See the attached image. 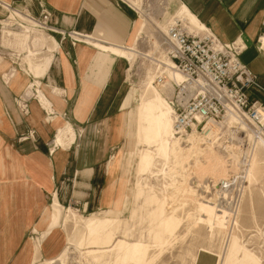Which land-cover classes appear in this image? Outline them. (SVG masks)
Instances as JSON below:
<instances>
[{"label":"rangeland","instance_id":"obj_1","mask_svg":"<svg viewBox=\"0 0 264 264\" xmlns=\"http://www.w3.org/2000/svg\"><path fill=\"white\" fill-rule=\"evenodd\" d=\"M120 1L133 7L136 22L143 20L144 25L133 48L117 51L135 57L128 77L124 71L120 94L123 97L129 90L130 94L116 121L120 136L112 150L119 162L120 219L111 217L109 228L95 235L98 242L92 243L93 238H84L79 230L93 218L111 215L113 208L50 205L43 216L48 229L31 234L36 243L34 260L39 259L42 241L35 238L46 237L55 227L62 253L54 259L40 254L34 264H195L198 254L206 264H264V138L257 139L261 134L252 123L235 115L204 121L203 130L197 128L194 134L188 129V134L173 135L168 101L175 83L163 84L169 77L162 66L168 57L169 25L176 20L189 23L178 0ZM11 9L0 5V54L7 57L13 72L21 71L29 79L27 96L23 95L28 98L44 87V82L37 84L40 78L35 71L49 53V47L40 49L35 38L43 36L55 44L46 30L13 18ZM49 34L56 38L54 32ZM159 117L166 122L160 132ZM53 118L57 123L65 121ZM210 123L214 129L206 131ZM74 128L81 137L93 135ZM58 136L62 143V132ZM55 210L59 218L53 221L50 215ZM110 235L113 240L108 243Z\"/></svg>","mask_w":264,"mask_h":264},{"label":"crops","instance_id":"obj_2","mask_svg":"<svg viewBox=\"0 0 264 264\" xmlns=\"http://www.w3.org/2000/svg\"><path fill=\"white\" fill-rule=\"evenodd\" d=\"M178 1L220 40L241 39L244 49L240 59L264 85V51L257 43L264 30V0ZM2 2L21 5L23 0H0L1 6ZM44 2L52 25L87 33L89 44H72L60 39L58 33L56 38L50 37L55 45L43 36L37 39L40 48L49 47L35 71L40 78L36 82H44L45 91L38 89L37 95L26 98V114L16 100L26 95L29 79L23 72L11 70L0 45V264H34L40 254L54 259L62 253L55 227L46 237L35 238L42 241L39 259L34 260L36 243L31 234L48 229L43 216L54 203L60 207L77 205L82 210L114 209L111 215L93 218L79 230L84 238L92 237V243L98 242L95 235L109 228L111 217L120 219L119 162L112 150L120 136L116 121L130 94V90L123 97L120 94L124 71L126 68L128 77L135 57L127 58L117 51L126 53L122 48L137 44L143 20L136 22L135 9L120 0ZM26 3L38 13L34 0ZM248 93L264 104L263 91L250 89ZM55 116L65 121L57 123L52 119ZM137 117L140 122V107ZM74 126L93 135L81 137ZM28 129L35 130L33 138L24 137ZM50 218L56 221L59 210ZM112 240L110 235L106 242ZM201 255L195 264H206Z\"/></svg>","mask_w":264,"mask_h":264},{"label":"built area","instance_id":"obj_3","mask_svg":"<svg viewBox=\"0 0 264 264\" xmlns=\"http://www.w3.org/2000/svg\"><path fill=\"white\" fill-rule=\"evenodd\" d=\"M39 8L34 14L26 0L21 5L6 3L8 7L24 11L37 27L60 35L72 44L86 41L87 33L72 28H61L50 23V12L44 0H34ZM168 58L183 76L175 83L170 104L173 108L175 133L188 129H202V122L215 121L228 110L238 117H245L255 129L264 134V104L251 99L248 90L264 92V85L247 64L241 61L244 49L241 39L220 40L212 31L196 33L189 30L180 20L168 27ZM259 41V40H258ZM23 113L28 112L27 100L19 96L16 100ZM34 129H28L24 137L33 138Z\"/></svg>","mask_w":264,"mask_h":264},{"label":"bare ground","instance_id":"obj_4","mask_svg":"<svg viewBox=\"0 0 264 264\" xmlns=\"http://www.w3.org/2000/svg\"><path fill=\"white\" fill-rule=\"evenodd\" d=\"M178 3L180 4V6H181V8H182V10H183V19L184 20H187L188 21V23H189V25H187V24H184V22L182 23V24H184L186 27H188V29L189 30H192V31H194V32H196V33H200V32H202V31H204V30H208L204 25H202L193 15H191L190 14V12L186 9V7L181 3V2H179L178 1ZM3 6H6V7H8V5H6V2H2L1 3ZM10 8V7H9ZM11 16L14 18V17H19V18H21L22 20H24V19H26V20H28L31 24H33L34 25V22L31 20V18H30V16H28L24 11L22 12V11H17V10H14V9H11ZM192 24V25H191ZM197 25V26H196ZM22 26H24L23 24H22ZM26 27H28V26H26ZM6 31V30H5ZM41 31V30H40ZM1 32H2V30H1ZM7 32H9V30H7ZM42 32H44L43 30H42ZM46 35H48L49 37H53V36H51V34H49V33H47V32H44ZM26 35V37H29V35H27V34H25ZM89 35H87V37H86V41L87 42H89V37H88ZM42 36H39L38 38H35V39H39V38H41ZM34 39V38H33ZM2 46V45H1ZM259 47L264 51V32H263V34L261 35V36H259ZM40 49H42V48H40ZM32 51H34L33 50V48H32ZM118 52H122V51H118ZM123 53V52H122ZM164 65L165 66H162V68H163V70L164 71H166V74L168 75V77H169V80H164V82H163V84H165V85H173V82L174 83H180L181 81H183L184 80V76L176 69V68H174L173 67V65H172V62L170 61V59L167 57V62L166 63H164ZM5 76H7V74H5ZM25 96H27V95H25ZM168 104H169V106H170V109H171V113L173 112V108H172V106H171V104L169 103V101H168ZM262 114H264V113H262ZM229 115H235V116H237L233 111H230V110H228L227 112H226V114L224 115V119H226ZM238 117V116H237ZM238 118H240V117H238ZM241 119V118H240ZM173 121H174V117H173V113H172V123H173ZM174 125V124H173ZM172 125V131H173V135H174V133H175V130H174V126ZM158 127H159V132L160 131H163L164 129H165V127H166V122L162 119V117H159L158 118ZM207 129H206V131H210V130H212V129H214V126L212 125V123H210V125L208 126V127H206ZM205 131V132H206ZM256 131L257 132H259L261 135L260 136H258V138L257 139H260V138H264V134L261 132V131H259V130H257L256 129ZM196 131H191V133H195ZM170 133V132H169ZM176 134V133H175ZM186 134H188V132H186ZM170 135H172L171 133H170ZM178 137H181L180 135H178ZM143 160H144V157H143ZM123 244L124 243H122V245H119V247L122 249V248H124L123 247ZM127 245V244H126ZM125 246V245H124ZM141 248V245L140 244H138V246H135V249L138 251L139 249ZM133 250V249H132ZM124 251V250H123ZM128 251V250H127ZM126 251V252H127ZM134 252V251H133ZM139 254V253H138Z\"/></svg>","mask_w":264,"mask_h":264}]
</instances>
